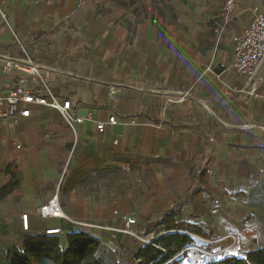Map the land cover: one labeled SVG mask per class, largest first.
Here are the masks:
<instances>
[{"label": "crops", "instance_id": "1", "mask_svg": "<svg viewBox=\"0 0 264 264\" xmlns=\"http://www.w3.org/2000/svg\"><path fill=\"white\" fill-rule=\"evenodd\" d=\"M225 1L0 0V97L22 76L3 70L4 58L24 55L16 34L54 69L53 93L94 117L73 130L57 109L32 105L18 124L0 123V189L11 179L3 163L20 179L0 197V256L23 250L29 232L73 220L122 228V216L134 213L132 229L155 234L152 225L177 204L202 237L224 228L245 236L233 210L258 211L264 201V70L251 84L228 67L234 36L248 29L263 0H236L228 16ZM114 82L124 88L110 99ZM145 82L161 92L142 89ZM176 90L187 99H167ZM113 115L118 123L99 132L95 120ZM56 195L67 218L41 217L38 209ZM216 198L219 213L212 214ZM85 227L104 243H121V264L137 263L141 240Z\"/></svg>", "mask_w": 264, "mask_h": 264}, {"label": "built area", "instance_id": "2", "mask_svg": "<svg viewBox=\"0 0 264 264\" xmlns=\"http://www.w3.org/2000/svg\"><path fill=\"white\" fill-rule=\"evenodd\" d=\"M236 0H226L223 5V12L228 16L234 9ZM4 17V15H3ZM15 39L22 49L24 55L21 57H7L4 58L3 70L5 72L20 71L22 76L19 78V83L16 88L11 90L5 97H0V123L4 124L12 122L18 124L22 118L29 117L31 115L32 105H41L52 109H57L62 118L71 129H75L77 124L83 123L86 119L94 120L93 113L89 112L86 117L77 114L76 107L73 106L70 99H60L52 91L50 82V74L54 70L52 67L44 65L36 61L27 51L23 41L16 34ZM234 53L233 60L228 67L236 73L246 75L249 83L254 84L263 79L264 70V0L261 8L256 12L253 20L250 23L248 29L239 35L234 36ZM142 89L149 90L151 92L160 93L161 90L158 87L153 86L149 82L142 84ZM124 88L123 83H110L108 86L107 95L110 99L116 98ZM241 92V91H239ZM167 99L175 102H181L187 99L188 93L183 91H169L165 93ZM115 125L118 120L115 115L110 116L107 122L96 121L95 126L99 132L105 130L106 124ZM21 145H17L20 148ZM220 200L216 198L213 201L212 214H217L219 211ZM61 211V215L59 214ZM38 213L41 217H62L67 216L62 211L58 196H54L38 209ZM118 212L115 211V214ZM124 226L122 228H116L108 225H96L83 223L73 220L75 224L82 226H89L108 231H119L130 234L135 238H138L143 243H150L156 237L147 235L142 236L132 229V225L137 222L136 215H124ZM23 229L27 230L29 227V215L22 213L21 215ZM47 234L62 233V228H47L45 229ZM196 240L210 242L204 237L189 233ZM226 238H231L233 242L227 247H224L217 251H209L200 249L196 245L187 246L183 251L169 259L163 264H173V261L183 257L185 252L190 250H199L203 254L210 258L221 257L222 253L233 247L236 242V235L228 234ZM106 247L114 254L118 264L122 263V251L123 247L118 241L109 238L105 241ZM139 261V260H138ZM137 261V262H138ZM177 264H184L179 262Z\"/></svg>", "mask_w": 264, "mask_h": 264}, {"label": "trees", "instance_id": "3", "mask_svg": "<svg viewBox=\"0 0 264 264\" xmlns=\"http://www.w3.org/2000/svg\"><path fill=\"white\" fill-rule=\"evenodd\" d=\"M254 102H252V106ZM77 145L75 146L74 153ZM3 170L11 179L0 189L4 197L20 185L18 171L3 163ZM204 174V173H202ZM209 187V186H207ZM210 188V187H209ZM242 194H236L241 196ZM209 199H211L209 197ZM182 205L170 209L157 226L154 240L140 245L133 255L136 264H163L183 251L187 246L196 245L197 240L189 233L205 236L203 228L197 224L182 220ZM161 232H166L157 237ZM188 252H185V257ZM182 258L173 261L177 264ZM0 264H118L114 254L106 247L99 236L85 226L68 223L62 233L29 232L24 237V248L13 247L0 256ZM205 264H264V246L256 247L241 255H223L209 258Z\"/></svg>", "mask_w": 264, "mask_h": 264}, {"label": "rangeland", "instance_id": "4", "mask_svg": "<svg viewBox=\"0 0 264 264\" xmlns=\"http://www.w3.org/2000/svg\"><path fill=\"white\" fill-rule=\"evenodd\" d=\"M261 188L264 190V186ZM261 205L263 207L258 211L257 210L252 211L249 208H243V207H239L233 210V215L237 218L240 217V219L244 221L242 222L243 223L242 227L244 226L243 227L244 229H246V227L248 228V230H245L243 232L245 233L244 235L246 237L240 234V230L238 232H236V230L234 229L227 231V229L224 228L218 231L219 234L212 235L209 237H204L206 240H209L210 242L197 240L196 246L200 249L206 248V250L209 251H217L226 246L228 247L231 244V242H233V240L231 238H226V236L228 234H231V232L232 234L236 235V242L233 247L225 250L222 253V256L241 255L253 248L264 246V201L263 203H261ZM245 224H247L248 226ZM151 235L152 234H150L149 236ZM156 235L157 234H153L154 237ZM188 254L189 255L183 262L184 264H205L206 260L210 258L207 255L200 252L199 250H190Z\"/></svg>", "mask_w": 264, "mask_h": 264}, {"label": "water", "instance_id": "5", "mask_svg": "<svg viewBox=\"0 0 264 264\" xmlns=\"http://www.w3.org/2000/svg\"><path fill=\"white\" fill-rule=\"evenodd\" d=\"M163 234H166V232H161L157 237L162 236Z\"/></svg>", "mask_w": 264, "mask_h": 264}, {"label": "bare ground", "instance_id": "6", "mask_svg": "<svg viewBox=\"0 0 264 264\" xmlns=\"http://www.w3.org/2000/svg\"><path fill=\"white\" fill-rule=\"evenodd\" d=\"M58 215H61V211H59V214Z\"/></svg>", "mask_w": 264, "mask_h": 264}]
</instances>
